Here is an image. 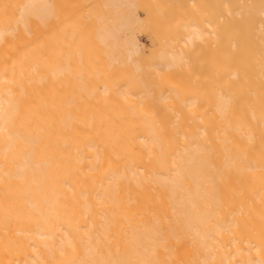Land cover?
Returning a JSON list of instances; mask_svg holds the SVG:
<instances>
[{
  "label": "bare ground",
  "instance_id": "obj_1",
  "mask_svg": "<svg viewBox=\"0 0 264 264\" xmlns=\"http://www.w3.org/2000/svg\"><path fill=\"white\" fill-rule=\"evenodd\" d=\"M0 264H264V0H0Z\"/></svg>",
  "mask_w": 264,
  "mask_h": 264
}]
</instances>
